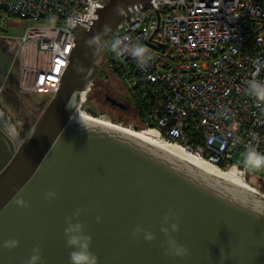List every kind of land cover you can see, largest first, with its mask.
Returning a JSON list of instances; mask_svg holds the SVG:
<instances>
[{"label": "water", "instance_id": "obj_1", "mask_svg": "<svg viewBox=\"0 0 264 264\" xmlns=\"http://www.w3.org/2000/svg\"><path fill=\"white\" fill-rule=\"evenodd\" d=\"M150 1L107 0L97 9L91 25L75 34L56 91L24 134L0 106L19 136L13 142L0 132V264H25L37 244L40 264H69L65 217L78 208L98 264H264L263 194L77 112L79 93L100 67L98 52L93 56L84 41L98 34L103 42L124 17L116 15L117 5L128 13ZM20 189L26 208L10 203ZM48 190L57 197L46 200ZM169 209L180 222L172 235L190 249L184 258L165 255L160 228ZM137 225L154 231L156 239L133 238ZM11 238L20 243L10 251L3 242Z\"/></svg>", "mask_w": 264, "mask_h": 264}, {"label": "built area", "instance_id": "obj_2", "mask_svg": "<svg viewBox=\"0 0 264 264\" xmlns=\"http://www.w3.org/2000/svg\"><path fill=\"white\" fill-rule=\"evenodd\" d=\"M106 1L0 0L4 16L41 22L17 37L0 34L15 43L20 92L51 96L56 91L75 34L91 25ZM72 19L80 22L70 27ZM124 36L155 56L146 69L111 51L110 42ZM99 50L106 65L130 68L129 85L138 82L151 93L138 118L142 127L156 128L164 138L248 179V168L230 157L234 151L245 154L248 146L264 153V106L257 107L247 94L250 80L264 82V71L256 74V64L264 62V0H151L129 9ZM93 84L79 93L78 113H90L84 108Z\"/></svg>", "mask_w": 264, "mask_h": 264}, {"label": "clouds", "instance_id": "obj_3", "mask_svg": "<svg viewBox=\"0 0 264 264\" xmlns=\"http://www.w3.org/2000/svg\"><path fill=\"white\" fill-rule=\"evenodd\" d=\"M115 13L118 16L127 14V10L121 5H117ZM80 21L72 19L70 21V27H75ZM110 31L109 25H104L102 32L106 35ZM85 47L92 51L93 56L97 54L102 47V39L98 34H94L88 37L84 41ZM111 51L117 56H129L137 64L140 69H146L149 64L155 60V56L152 52L143 44L133 42L128 36L123 38L115 37L110 42ZM88 53H86L87 55ZM264 71V62H258L256 64V74ZM247 94L251 96L256 102L257 107L264 106V82H260L256 79L250 80L247 84ZM264 110V108H262ZM0 132H2L9 140L15 142L19 139L18 133L14 126L11 124L10 118L0 114ZM27 139L21 140V146ZM244 166L251 169L264 168V153H260L253 146H248L245 152ZM23 189L17 190L12 197L10 203L14 202L17 206L28 207L29 202L21 195ZM57 197V193L53 190H48L44 193L46 200L54 199ZM83 209H76L73 213L65 217L66 227L64 229L66 247L70 250L68 253L69 264H98V257L91 250L92 236L85 232V224L79 220ZM102 217L97 216L96 221L99 223ZM170 225V226H169ZM160 231L164 233L166 237L164 251L165 255L172 257L184 258L190 253L183 244H180L172 233H178L180 231L179 218L176 213L169 209L162 217V223ZM132 237L135 239L142 238L145 241L152 242L156 239V233L151 229H146L142 225H137L132 230ZM19 240L17 238H11L3 242V247L12 250L19 246ZM42 261L41 248L37 244L33 247L31 255L27 258L25 264H40Z\"/></svg>", "mask_w": 264, "mask_h": 264}, {"label": "rangeland", "instance_id": "obj_4", "mask_svg": "<svg viewBox=\"0 0 264 264\" xmlns=\"http://www.w3.org/2000/svg\"><path fill=\"white\" fill-rule=\"evenodd\" d=\"M41 22H34L29 18H21L17 16H4L3 12H0V34L7 35L9 37H17L23 30L35 24ZM9 41V40H8ZM13 44V41H9ZM15 44V43H14ZM107 54V52H104ZM102 51L99 50L96 60L100 62V69L94 76V84L86 93L85 110L89 111L95 116H102L109 118L112 121L131 124L135 127H142L138 118L140 115H136L134 104L127 93L129 87L128 74L130 68L127 65L121 67L123 76L121 81L117 78L110 68L112 65H106L102 59ZM0 69L7 71L11 74V79H3L1 76V83L9 86V99L5 102L6 108L12 113L11 120L16 124L20 132H26L32 125L35 118L41 111L42 105L48 99L47 93H22L15 88L14 81L16 80L17 67L14 61V47L7 46L5 50L0 47ZM19 91V92H18ZM115 94L117 99H120L122 103L127 106V109L120 108L119 106L112 105L111 102L104 101L102 99L103 93ZM14 94L18 96L15 97ZM231 160L244 164L245 154L240 151H234L230 157ZM248 180L249 182L260 192L263 193L264 187V170L248 168Z\"/></svg>", "mask_w": 264, "mask_h": 264}, {"label": "bare ground", "instance_id": "obj_5", "mask_svg": "<svg viewBox=\"0 0 264 264\" xmlns=\"http://www.w3.org/2000/svg\"><path fill=\"white\" fill-rule=\"evenodd\" d=\"M81 116H84L85 118L95 120L110 126H114L116 128H119L120 130H123L129 134H132L134 136H137L146 142H149L166 152H168L171 156L182 160L191 166L197 168L198 170H201L203 172H206L208 174H211L215 177H218L220 179L226 180L228 182H231L233 184L248 188L250 190L258 191L250 182L248 179H242L238 176L237 173H235L234 170H224L221 169L214 164L208 162L207 160L197 156L193 151H190L180 145L177 142L170 141L167 138H164L159 132L156 130V128L151 127H135L131 124H124L112 121L109 118H104L100 116H95L91 113H86L79 111L78 113ZM259 192V191H258Z\"/></svg>", "mask_w": 264, "mask_h": 264}, {"label": "trees", "instance_id": "obj_6", "mask_svg": "<svg viewBox=\"0 0 264 264\" xmlns=\"http://www.w3.org/2000/svg\"><path fill=\"white\" fill-rule=\"evenodd\" d=\"M112 67V66H111ZM110 70L113 72V74L119 78L121 81V78L123 76L122 70L120 68H117L114 66L113 68H110ZM129 77H133V73L128 74ZM15 87H16V80L14 81ZM127 93L130 96V99L132 100L134 104V109L136 115H141L143 109L145 108L146 104L148 103L149 99L151 98V93L149 92L147 87L142 86L138 82L134 85H129ZM49 96V94L47 95Z\"/></svg>", "mask_w": 264, "mask_h": 264}, {"label": "flooded vegetation", "instance_id": "obj_7", "mask_svg": "<svg viewBox=\"0 0 264 264\" xmlns=\"http://www.w3.org/2000/svg\"><path fill=\"white\" fill-rule=\"evenodd\" d=\"M7 46L8 47L12 46V47H14V50H15V44L14 43L11 44V42H9L7 39H5L3 37H0V47H1V49L5 50L7 48ZM1 76L3 77V79H7V81H9L11 79V74L9 72L3 71V70L0 69V78H1ZM0 82H1V79H0ZM8 89H9V86L5 85L4 89L0 92V106L10 115V117H12V113L6 108V105H5V102H7L9 100V99H7L8 96H9V93H10ZM12 89H17V88L15 87V88H12ZM14 95H15V97L18 96L17 94H14ZM102 99L104 101L107 100V102L109 101V99H114L115 101L121 102L120 99L116 98L115 94H109V93H105V92L103 93ZM122 104L124 105V107H120V108L127 109V106L124 103H122ZM21 134H24V132H21ZM262 191L264 192V187H263Z\"/></svg>", "mask_w": 264, "mask_h": 264}]
</instances>
